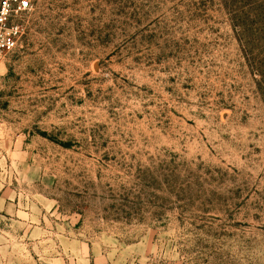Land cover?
I'll list each match as a JSON object with an SVG mask.
<instances>
[{
    "label": "rangeland",
    "instance_id": "374dc122",
    "mask_svg": "<svg viewBox=\"0 0 264 264\" xmlns=\"http://www.w3.org/2000/svg\"><path fill=\"white\" fill-rule=\"evenodd\" d=\"M29 1L0 264H264V0Z\"/></svg>",
    "mask_w": 264,
    "mask_h": 264
},
{
    "label": "built area",
    "instance_id": "2783aa9c",
    "mask_svg": "<svg viewBox=\"0 0 264 264\" xmlns=\"http://www.w3.org/2000/svg\"><path fill=\"white\" fill-rule=\"evenodd\" d=\"M31 10L29 0H0V57L16 49L23 33L19 21Z\"/></svg>",
    "mask_w": 264,
    "mask_h": 264
},
{
    "label": "trees",
    "instance_id": "16d2710c",
    "mask_svg": "<svg viewBox=\"0 0 264 264\" xmlns=\"http://www.w3.org/2000/svg\"><path fill=\"white\" fill-rule=\"evenodd\" d=\"M262 38H264V36H262ZM261 38V39H262ZM239 41H241V39H239ZM246 42V41H245ZM244 49V48H243ZM244 55H246L245 57H247V59H248V57L250 56V54H251V58L253 59V60H256L253 56H252V53H248V51L246 50V47H245V50H244ZM261 55H263L264 56V49H263V51H262V53H261ZM258 58V57H257ZM260 61V68H261V70L262 71H259V74L263 77L264 76V59L263 60H259ZM262 65V66H261ZM261 91H263L262 89H261ZM262 94V93H261Z\"/></svg>",
    "mask_w": 264,
    "mask_h": 264
}]
</instances>
